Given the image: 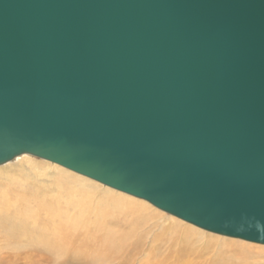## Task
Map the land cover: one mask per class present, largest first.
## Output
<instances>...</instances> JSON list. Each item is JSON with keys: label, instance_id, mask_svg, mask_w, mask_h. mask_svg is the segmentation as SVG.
<instances>
[{"label": "water", "instance_id": "obj_1", "mask_svg": "<svg viewBox=\"0 0 264 264\" xmlns=\"http://www.w3.org/2000/svg\"><path fill=\"white\" fill-rule=\"evenodd\" d=\"M24 155L264 246V0H0V166Z\"/></svg>", "mask_w": 264, "mask_h": 264}, {"label": "bare ground", "instance_id": "obj_2", "mask_svg": "<svg viewBox=\"0 0 264 264\" xmlns=\"http://www.w3.org/2000/svg\"><path fill=\"white\" fill-rule=\"evenodd\" d=\"M27 157H28V155L18 157L17 159L14 160V163H15V164H13L14 166H6L8 169L5 168V170H2L3 172H0L2 174V177H3V179H1V181H0V248H1V250L4 251L2 249L1 244L3 245L5 243V245H7V244L9 245V243L11 244L14 239H24L25 240V239H29L31 237H35V238H38V240L41 243H43L42 245H44V247H46L45 251H46V254L50 260H56L57 262L58 261L64 262L63 260L66 259L64 263H72V264L74 262H76L77 264H97L100 261L103 264H111L113 262H116V263L118 262V264H125L126 263V261H125L126 255L129 254V256H130V252H135L136 250L133 251L134 247L131 248L128 245L123 250L119 249L118 247H115L116 243L118 242L119 247L121 248L122 244L120 242H122L123 237L120 239L118 237L115 239H112V240H117V242L115 241L114 244H112L111 238H108L106 236V241L102 240V244L100 243L101 245L98 248H96L97 243L95 241L90 242V239L88 238L90 236V234L88 233L89 226L94 225L97 227V225L98 224L100 225V223H102V222H98L97 225H95L96 223H94V220H96V218L92 220L91 219L92 216L89 217L88 221L85 218L82 219L81 217L72 218V219H69L67 221H64L66 212L62 211L63 209L62 210L59 209L60 206H57L58 205L57 203H56L57 205H55L54 199H52V200L47 199L48 194H49L48 191H43V189H42V190L33 192V190L30 188V186H32L33 184H34V186H36V184L30 182V180H32L31 178H26L23 180V182H24L23 187H20L18 183L17 184L15 183L16 181L14 182L13 179L10 178L11 175L13 176L12 170H14V168H17V167L23 166V165L34 166L33 164H35L36 162H33V160H30ZM36 164H39V163H36ZM16 172H14V173H16ZM22 172H24V171H22ZM58 173L59 174H57V175H59V176L56 179H58V184L60 186H66L67 184L70 185L71 182L74 183V181L78 179L77 177H74L70 174H67L69 172H65V170H60ZM80 176L82 177V175H80ZM80 179L82 180L83 178H80ZM81 180L78 179L77 180L78 183H81L82 182ZM94 182H96V181H94ZM21 183H22V181H21ZM60 188H58V190ZM79 189L80 188L78 187V190ZM105 191H106V195L110 197L111 195H109L110 192L107 190V188ZM115 191H117V190H115ZM79 192H80V190H79ZM82 192H85V191L83 190ZM120 193H122V192H120ZM71 195H73V194H71ZM62 196H64V195H62ZM117 196H118L117 198L119 201L121 200L122 203L129 205V207H128L129 209H131L134 212L139 214L140 217L138 216L136 221H138L139 219L144 220L145 216H144L143 212L147 211V207H148L147 204L143 205V204L138 203V202H133V201H130L128 198H126V200H124L122 198V196H119V195H117ZM39 197L40 198L43 197L44 201L40 200L38 202ZM87 198H88V196H87ZM133 198H135V197H133ZM136 199H138V198H136ZM139 200H141V199H139ZM36 202H38V209L42 212H45L47 215V218L45 220H43L41 223H39V221L37 219V218H39V215L34 217L31 215V213L29 211V207H31L32 203H36ZM114 204L117 205V203H114ZM90 208H91V206H90ZM99 208H100V206H99ZM101 208L103 209V206H101ZM75 209H78V208H75ZM80 210H82V208ZM103 210H101V211H103ZM109 211L111 212L112 209L111 210L109 209ZM77 213H80V212H77ZM127 214H129V213H127ZM80 215L83 216V213H81ZM92 215L94 216V214H92ZM97 215L98 214H96V216ZM104 215H106V214H104ZM118 215L120 216L121 214L119 213ZM115 216L117 217L116 213H115ZM48 217H51V218H48ZM126 217H128V216H126ZM171 217L173 219L176 218V217L174 218L173 216H171ZM106 218H105L104 223H105V225H108V224H110L109 219H111V218H109V219H106ZM163 218H166L167 221H169V216L163 217ZM121 220H123V219H121ZM129 220H130V218H129ZM141 220H139V221H141ZM101 221H103V220H101ZM177 221L178 220H176V219L170 220L169 223L167 224L168 225L167 227L169 228V230L167 228L166 233H165V235H167V236H164V235L160 236L161 238L164 239V242H166V243H167V241H165V239L167 240L166 237H170V238H168L170 245L169 246L167 245L168 246L167 247L165 244L164 245L162 244L161 247L159 246V247H153V249L151 248L150 251H153V253L151 255V259L148 260L149 263H152V264H169L170 262H173V259H175L174 258L175 256L173 254H176V256L179 257L178 259H182V260L185 259L183 256H186L187 254H196L193 250L195 248V245H197V243H199L200 240L202 239V235L197 233L190 226H188V227L187 226H181V224L177 223ZM87 223H88V226H87ZM164 223L166 224V222H164ZM30 224H33V226H35V227H31ZM57 225H58V227H57ZM100 233L102 234V231ZM215 235H217V234H215ZM160 237H158V238H160ZM34 239H32V240H34ZM163 239L161 241H163ZM232 239H235V238H232ZM237 240H239V239H237ZM159 241L160 240H158L157 242H159ZM240 241H243V240H240ZM243 242H246V241H243ZM49 243H51V244L48 246ZM212 243H214V245L221 243V244H223V247L221 249V251H222L221 253L218 252L217 253L218 255H215L214 257L207 259V262L209 264H212L213 262H216V264H264V260H261L260 258H258L255 255H254V257L259 259V260H257L256 262H251V259L249 256V253H255L256 255H263L262 254L263 249H256V250H255V248L249 249L246 246L233 244L234 242H232V244H231V243H228L224 240H221V241L220 240H214V239L208 240V245H211ZM247 243H251V242H247ZM252 244H254V243H252ZM102 245L104 246V248H102ZM164 246H166L167 248H165ZM8 247H10V246H8ZM42 248H43V246H42ZM130 248H131V250H130ZM158 248L160 250L164 249L166 251V253L159 252ZM14 250H15V248H14ZM205 250H201L199 252V254H201L202 257L205 254L204 253ZM11 251L9 252L10 254L15 253L14 255H12L11 258L13 259V256H14V258L17 257V256H15V255H17L16 252L12 251L13 253H11ZM230 251L231 252L236 251L235 254L238 253V255L229 254ZM256 252H258V253H256ZM4 253H6V252H4ZM36 253H38V252H36ZM1 254L2 253H0V257L3 255V254L2 255ZM8 254H7V258H5V260L8 259ZM137 255H139V254L137 253L135 255H132L130 258L131 261H132V259H135ZM156 255L159 258L161 256H163V258H160V260H159V258H156ZM36 257H37V255H36ZM11 258H9V260H11ZM18 258H19V256H18ZM33 258H32V260H33ZM154 259L156 260L155 261L156 263H153ZM11 261H13V260H11ZM39 261H41V260H38V262ZM53 264H55V263H53Z\"/></svg>", "mask_w": 264, "mask_h": 264}, {"label": "rangeland", "instance_id": "obj_3", "mask_svg": "<svg viewBox=\"0 0 264 264\" xmlns=\"http://www.w3.org/2000/svg\"><path fill=\"white\" fill-rule=\"evenodd\" d=\"M27 158H29L30 160H33V162H36L39 164L35 163V164H33L34 166L23 165V166H19L17 168H14V170H12L13 176L11 175L12 177L10 176V178L13 179L14 182L16 181L15 183L16 184L18 183L20 187L24 186V182H23L24 179L31 178L32 180H30V182L36 184V186H34V184L32 186H30V188L33 190V192H36V191H39L42 189H43V191H48L49 194H48L47 199H51V200L54 199L55 205L58 204L57 206H60L59 209H61V210L63 209L62 211L66 212L64 221H67V220L72 219V218H79V217H81L82 219L85 218L88 221L89 217L92 216L93 217V218L91 217L92 220L96 218V220H94V223H96L95 225H97L98 222H102V223H100L101 226L99 224L97 225V227L94 225L89 226L88 233L90 234V236L88 238L90 239V242L95 241L97 243L96 248H98L102 244V240L106 241V236L108 238H111L112 244H114L115 241L117 242V240H112V239H115L117 237L120 239L123 237L122 242H120L122 244L121 248L119 247L118 242L116 243L115 247H118L119 249L123 250L128 245L131 248L134 247L133 251L136 250L135 252H130V256H129V254L126 255V257H125L126 263L125 264H146V263L152 264V263L148 262V260L151 259V255L153 253V251H150V249L151 248L153 249V247H159V246L161 247L162 244L163 245L165 244L166 246L170 245V242L168 241L169 240L168 238H170V237H166L167 238V240L165 239V241H167V243H166V242H164V239L161 238L160 236H162V235L167 236V235H165L166 229L168 228L167 224L169 223L170 220H175V219L178 220L177 223L181 224V226H187V227L190 226L193 230H195L197 233L202 235V239L200 240L199 243H197V245H195V248L193 251L196 254H187L186 256H183L185 258L184 259L185 261L182 259H178L179 257H177L176 254H173L175 256L174 257L175 259H173V262H170L169 264H209L207 262V259L214 257L215 255H218L217 254L218 252L221 253L222 252L221 249L223 247V244H221V243H218L217 245H214V243H212L211 245H208V240H211V239L220 240V241L224 240V241L231 243V244H232V242H234L233 244L243 245L249 249L250 248H255V250L256 249H263V253H262L263 255H256L255 253H249V256H250L251 262H256L257 260H259V259L255 258L254 255L257 256L258 258H260L261 260H264V246H262V245L247 243V242H243V241H240L237 239H232V238L208 233V232L203 231V230H201L195 226H192L186 222H183V221H181L175 217H174L175 219H173L170 215H168L167 213L162 212L161 210L155 208L154 206H152L150 203H148L146 201L139 200V199L133 198L132 196H128L126 194L115 191L109 187L103 186L102 184H100L98 182H94L93 180H90L86 177H83V176L81 177L80 175H78V174H76L70 170H67L65 168L63 169L59 165L53 164L51 162H48L45 160H40V159L31 157V156H28ZM13 164H15L14 161L7 163L3 166H0V172H3L2 170H5V168H7L6 166H14ZM60 170H65V172H69L67 174H70L74 177H77L79 180H81L80 178H83L81 180L82 182L78 183V181H77L78 179H77L74 181V183L71 182L70 185L67 184L66 186H60L58 184V179H56L59 176L57 174H59L58 172ZM22 171H24V172H22ZM14 172H16V173H14ZM1 179H3V177H2V174L0 173V181H1ZM21 181H22V183H21ZM78 187L80 188L79 189L80 192L78 190ZM58 188H60L61 190L60 189L58 190ZM106 188L110 192V194H109V195H111L110 197L106 195V191H105ZM83 190L85 192H82ZM71 194H73V195H71ZM62 195H64V196H62ZM86 195L88 196L89 199L87 198ZM117 195L122 196V198L124 200H126V198H128L130 201H133V202H138V203H141L143 205L147 204V206H148L147 211L143 212V214L145 216L144 220L139 219L141 221H139V220L136 221L139 214L134 212L133 210L129 209L128 208L129 205L122 203L121 200L119 201L117 198L118 197ZM40 200H43V197L42 198L39 197L38 202ZM38 202L32 203L31 207H29V211H30L31 215L34 217L39 215V218H37V219H38L39 223H41L43 220H45L47 218V215L45 212H42L38 209ZM114 203H117V205ZM90 206H91V208H90ZM99 206H100V208H99ZM101 206H103L104 210L101 208ZM75 208H78V209H75ZM79 208L80 209L82 208V210H80ZM109 209L110 210L112 209V211L110 212ZM101 210H103V211H101ZM77 212H80V213H77ZM118 212L121 214L120 216L118 215L119 214ZM81 213H83V216L80 215ZM103 213L106 214L107 216L104 215ZM115 213H116L117 217L115 216ZM127 213H129V214H127ZM92 214H94V216ZM96 214H98V215L96 216ZM126 216H128V217H126ZM167 216H169V221H167L166 218H163V217H167ZM104 217L105 218L107 217L106 219L111 218V219H109V223H110V224H108L109 226L105 225V223H104L105 218ZM48 218H51V217H48ZM129 218H130V220H129ZM121 219H123V220H121ZM101 220H103V221H101ZM164 222H166V224ZM30 225H31V227H35V226H33V224H30ZM87 226H88V223H87ZM57 227H58V225H57ZM168 230H169V228H168ZM101 231H102V234L100 233ZM158 237H160L161 239ZM31 238L34 239L35 237H31ZM31 238L25 239V240L24 239H14L11 244L9 243V245L8 244L5 245V243L3 245L1 244L2 249L4 251H2L0 248V253L3 254L4 252H6V253H4L6 256L4 254L3 255L1 254L2 256L0 257V264H53V263H55V264H72V263H64L66 259L63 260L64 262H62V261L57 262L56 260H50L46 254V251H45L46 247H44V245H42L43 243H41L38 240V238H35L34 240H32ZM162 239H163V241H161ZM158 240H160L161 242L160 241L157 242ZM50 244L51 243H49L48 246ZM41 245L43 246V248ZM8 246H10V247H8ZM166 246H164V247L167 248L168 246L167 247ZM14 248H15V250H14ZM102 248H104L103 245H102ZM131 248H130V250H131ZM11 250L13 252H16L17 255H15V256H17V257L14 258V256H13V259L11 258L12 255L15 254ZM158 250H159V252L166 253V251L164 249L160 250L158 248ZM201 250H205L204 251L205 254L203 255V257L201 254H199V252ZM10 251L13 254H10L9 253ZM36 252H38L39 254ZM235 252L236 251H232V252L230 251L229 254L234 255ZM137 253L139 255H137L136 258L132 259V261H131V259H130L131 256L135 255ZM256 253H258V252H256ZM7 254H8V259L5 260V258H7ZM36 255H37V257H36ZM235 255H238V253H236ZM18 256H19V258H18ZM32 256L33 257L35 256L34 257L35 259ZM9 258H11V260H13V261L9 260ZM32 258H33V260H32ZM156 258H159V257L156 255ZM160 258H163V256H161ZM160 258H159V260H160ZM38 260H41V261L38 262ZM155 261L156 260L154 259L153 263H156ZM73 264H77V263L74 262ZM97 264H103V263H101V261H100ZM111 264H118V262L117 263L113 262ZM212 264H216V262H213Z\"/></svg>", "mask_w": 264, "mask_h": 264}]
</instances>
